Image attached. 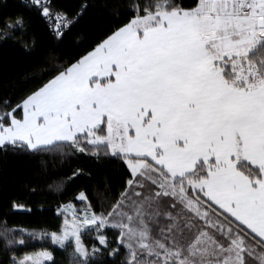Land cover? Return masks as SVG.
<instances>
[{"label":"snow or ice","instance_id":"snow-or-ice-1","mask_svg":"<svg viewBox=\"0 0 264 264\" xmlns=\"http://www.w3.org/2000/svg\"><path fill=\"white\" fill-rule=\"evenodd\" d=\"M6 49L26 67L0 61V157L90 158L118 183L55 230L0 216V264H58L35 240L66 264H264V0H0Z\"/></svg>","mask_w":264,"mask_h":264},{"label":"trees","instance_id":"trees-1","mask_svg":"<svg viewBox=\"0 0 264 264\" xmlns=\"http://www.w3.org/2000/svg\"><path fill=\"white\" fill-rule=\"evenodd\" d=\"M0 61L5 67H15L16 71L26 67L19 53L10 49L0 50ZM41 160H46L47 164H42ZM77 168L83 169L84 175L73 182L72 173ZM117 171L115 164H100L90 158H61L53 154L40 159L23 155L0 157V216L7 213L10 225L17 228L36 232L55 230L63 221L56 211L60 204L72 200L79 190L86 189L91 193L105 177L116 186ZM12 200L27 205L30 211L12 209ZM45 247L55 250L58 264H66L62 252L48 242L29 241L24 252L37 254Z\"/></svg>","mask_w":264,"mask_h":264},{"label":"rangeland","instance_id":"rangeland-1","mask_svg":"<svg viewBox=\"0 0 264 264\" xmlns=\"http://www.w3.org/2000/svg\"><path fill=\"white\" fill-rule=\"evenodd\" d=\"M34 259H40L38 256H34ZM47 262H45V264H46Z\"/></svg>","mask_w":264,"mask_h":264}]
</instances>
